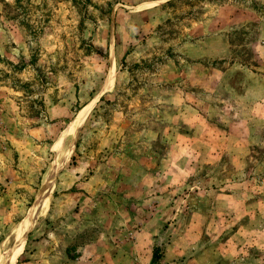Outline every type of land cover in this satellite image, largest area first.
Segmentation results:
<instances>
[{"label":"rangeland","instance_id":"obj_1","mask_svg":"<svg viewBox=\"0 0 264 264\" xmlns=\"http://www.w3.org/2000/svg\"><path fill=\"white\" fill-rule=\"evenodd\" d=\"M64 149L13 264H264V0H0V264Z\"/></svg>","mask_w":264,"mask_h":264},{"label":"bare ground","instance_id":"obj_2","mask_svg":"<svg viewBox=\"0 0 264 264\" xmlns=\"http://www.w3.org/2000/svg\"><path fill=\"white\" fill-rule=\"evenodd\" d=\"M110 82V81H109ZM89 110V106L84 110L82 111V113H80L75 119L74 121L69 125V128L66 130L65 134H67L68 132H72L73 136H72V139H73V144H74V140H75V137L77 135V131L82 123V121L84 120V117L86 115V113L88 112ZM69 134V135H70ZM71 134V135H72ZM65 137V136H63ZM66 143V142H65ZM71 143V144H72ZM72 144V145H73ZM60 156V160L62 161L61 162V165L58 166L57 165V162H55L54 164V168H51L50 170V173H52V175H50L49 178H47L48 180L45 181L44 185H46L47 189L49 190V188L51 187V183H52V179L54 178L56 172H57V169L60 168L62 166V164L66 161V159L68 158L69 156V153H67L64 150H62L59 154ZM54 170V171H53ZM48 176V175H47ZM47 181H49L47 183ZM43 185V186H44ZM53 185V184H52ZM43 189V188H42ZM51 190H52V187H51ZM50 190V191H51ZM42 192V191H41ZM38 202H40L38 200ZM36 202L35 206H34V210H39L41 209V211H38L37 213H35V215H33V213L31 214L30 217H28V219L25 220V222H21L20 225L17 226L16 230H15V244L13 245V247L11 248L10 252H9V255H8V260H6L3 264H13L15 263L16 259H17V256L19 255V253L22 251L23 249V246H24V243H25V240H26V236H27V233H28V230H29V227L31 226L32 222L41 214L44 213L45 209L47 208V199L43 202H40V204ZM44 203V204H43ZM43 204V205H42ZM43 206V207H42ZM41 207V208H40ZM24 221V220H23Z\"/></svg>","mask_w":264,"mask_h":264},{"label":"water","instance_id":"obj_3","mask_svg":"<svg viewBox=\"0 0 264 264\" xmlns=\"http://www.w3.org/2000/svg\"><path fill=\"white\" fill-rule=\"evenodd\" d=\"M48 180V179H47ZM49 181H47V183H48ZM43 187V189H41V193L39 194V196H37V198H36V201H35V203L36 202H38V200L40 201V202H42L43 201V199L46 197V195H47V193H48V189H47V187H46V185H44V186H42ZM40 202H38L39 204H40ZM34 203V204H35ZM28 215V214H27Z\"/></svg>","mask_w":264,"mask_h":264},{"label":"trees","instance_id":"obj_4","mask_svg":"<svg viewBox=\"0 0 264 264\" xmlns=\"http://www.w3.org/2000/svg\"><path fill=\"white\" fill-rule=\"evenodd\" d=\"M156 258H158V256L156 255Z\"/></svg>","mask_w":264,"mask_h":264}]
</instances>
